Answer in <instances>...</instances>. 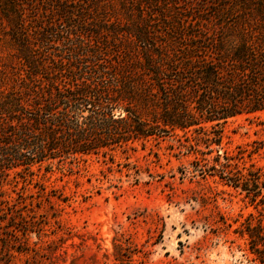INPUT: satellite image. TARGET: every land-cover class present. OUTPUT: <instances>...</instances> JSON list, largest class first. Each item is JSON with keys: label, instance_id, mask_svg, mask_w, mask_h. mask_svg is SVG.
Masks as SVG:
<instances>
[{"label": "trees", "instance_id": "trees-1", "mask_svg": "<svg viewBox=\"0 0 264 264\" xmlns=\"http://www.w3.org/2000/svg\"><path fill=\"white\" fill-rule=\"evenodd\" d=\"M238 116L264 131V0H0V185L172 137L254 208L264 264V140L224 148ZM26 201L0 188V230L31 231Z\"/></svg>", "mask_w": 264, "mask_h": 264}, {"label": "rangeland", "instance_id": "rangeland-1", "mask_svg": "<svg viewBox=\"0 0 264 264\" xmlns=\"http://www.w3.org/2000/svg\"><path fill=\"white\" fill-rule=\"evenodd\" d=\"M258 122L230 119L222 146L264 140ZM183 144L165 137L113 160L53 165L32 184L12 174L0 188L8 200L26 196L33 223L27 233L0 230V264H259L243 232L254 208L218 177L193 171L204 161ZM245 162L264 169V149Z\"/></svg>", "mask_w": 264, "mask_h": 264}]
</instances>
